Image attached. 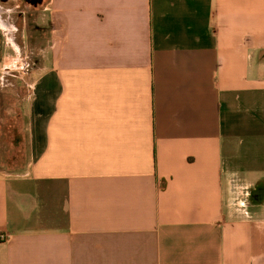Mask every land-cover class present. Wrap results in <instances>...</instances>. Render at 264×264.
Here are the masks:
<instances>
[{
	"label": "crops",
	"instance_id": "0c3cea01",
	"mask_svg": "<svg viewBox=\"0 0 264 264\" xmlns=\"http://www.w3.org/2000/svg\"><path fill=\"white\" fill-rule=\"evenodd\" d=\"M0 125V264H264V0H0Z\"/></svg>",
	"mask_w": 264,
	"mask_h": 264
},
{
	"label": "rangeland",
	"instance_id": "374dc122",
	"mask_svg": "<svg viewBox=\"0 0 264 264\" xmlns=\"http://www.w3.org/2000/svg\"><path fill=\"white\" fill-rule=\"evenodd\" d=\"M21 6L22 7L24 6L23 9H25L26 5L22 4ZM16 12H18V11H16ZM16 12H15V15H16ZM44 17H45V12L40 13V15H38L37 23L41 24L44 21ZM28 19L29 20H27V22H28L27 26L30 28V22H29L30 18H28ZM17 25L20 26L19 24H17ZM21 57H22V60L17 62L16 68H18L19 64H20V66H19L20 71H22V69L24 70V68H26V67L28 69L30 66L33 67V63H35V57H34L33 53L31 52L29 44H27L25 47H23V51L21 52ZM37 66H38V64H37ZM6 79H7V81H6L7 84L10 83V84L20 85V84L28 83L27 82L28 79L25 76H23V78H21L19 75H18V77L6 76ZM9 128H11V130H12V125H11V127L9 125H7V126L0 125V170H3V171L8 172V173L11 171L17 170V169H21L25 164H27V162L30 159L28 156H26L24 154L26 152L25 148L20 152V153H22L21 155L17 154V153H19V152H17V150L16 151L7 150L8 144L12 143V142H7L12 138V135L10 133ZM5 142H7L6 147L4 146Z\"/></svg>",
	"mask_w": 264,
	"mask_h": 264
},
{
	"label": "built area",
	"instance_id": "2783aa9c",
	"mask_svg": "<svg viewBox=\"0 0 264 264\" xmlns=\"http://www.w3.org/2000/svg\"><path fill=\"white\" fill-rule=\"evenodd\" d=\"M5 239V237L4 236H0V240H4Z\"/></svg>",
	"mask_w": 264,
	"mask_h": 264
}]
</instances>
